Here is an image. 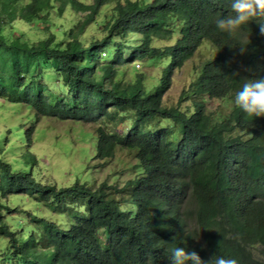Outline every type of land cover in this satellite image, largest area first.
Returning <instances> with one entry per match:
<instances>
[{"label":"trees","instance_id":"trees-1","mask_svg":"<svg viewBox=\"0 0 264 264\" xmlns=\"http://www.w3.org/2000/svg\"><path fill=\"white\" fill-rule=\"evenodd\" d=\"M111 1L0 0V98L28 103L34 121L99 116L93 122L96 156L107 161L125 151L132 159L101 184H80L77 177L57 189L35 180L34 154L9 161L8 138L0 139V197L34 196L59 218L64 209L86 207L70 212L75 221L67 230L61 220L26 214L40 228L37 239L35 229L26 231L6 199L0 200V264H171L174 247L205 261L217 255L264 264V117L247 116L233 102L245 78L264 77L258 25L246 26L249 39L243 41L217 29L215 20L231 13L230 0H126L101 27L102 39H86L88 27L99 24L100 8ZM67 6L87 15L63 41L64 28L51 13L61 16ZM18 17L57 26L60 34L50 31L32 43L12 38L13 30L4 33L2 23ZM129 31L141 42L125 55ZM111 50L103 68L97 59ZM193 58L177 105L164 103L173 70ZM137 61L161 66L159 77L134 69L131 81L118 78V64ZM43 68L62 80L59 86L41 83ZM147 79L158 84L149 88ZM49 87L67 88V101H48L53 94L42 91ZM117 124L129 127L118 134L112 131ZM33 127L22 132L24 140H31ZM18 161L21 168L14 165Z\"/></svg>","mask_w":264,"mask_h":264},{"label":"rangeland","instance_id":"rangeland-1","mask_svg":"<svg viewBox=\"0 0 264 264\" xmlns=\"http://www.w3.org/2000/svg\"><path fill=\"white\" fill-rule=\"evenodd\" d=\"M20 3L29 4L31 0H19ZM85 5L93 3V0H78ZM125 2L126 0H114L108 4L103 5L100 8L97 22L88 27L85 34L86 39H102L105 36L103 30H101L106 22L110 20L112 11L118 5V2ZM136 1V0H133ZM87 13L74 12L69 6L63 15L58 16L57 13H51V19L59 26L64 28L65 33L60 35V39L64 41L68 36V29H73L77 21L86 17ZM20 16V15H19ZM4 33L8 34L10 30L12 38L23 36L24 39L31 40L30 43L45 39L50 31L58 32V27H51L44 21H39L36 24H27L26 21L21 20L20 17L10 23H2ZM9 36V35H7ZM141 42L140 35L129 31L126 34V45L128 50H125V55H128L132 51L133 45H139ZM160 46L161 43L156 41L154 43ZM209 53L207 50H203ZM114 54V50L109 53H102L101 57L97 59L99 64L104 68L105 60L110 61L111 56ZM195 64V59L189 60V63L180 69H174L172 73V83L170 89L164 94V103L170 105H177L179 101V94L186 83L187 76L190 74V68ZM118 78L131 81L133 74L137 71H145L147 74L157 75L159 77L161 66L153 69L149 62L137 61L135 64L128 63L126 65L118 64ZM42 76L40 78L41 83L51 86L52 83L58 86L62 80L52 79L49 77L50 70L42 69ZM146 84L149 88L158 84L155 79H147ZM53 94L48 96V101L57 102L60 100H66L68 93L67 88H54L49 87L43 90L42 93ZM69 100V99H68ZM67 101V100H66ZM218 102L213 103V107H217ZM35 111L28 106L25 101H20L19 104H13L10 101L0 98V139L4 136L8 138V143L5 146V157L9 161L13 159H21L23 153H32L36 158V168L34 169L35 180L42 185L49 182H53L62 187L72 186L75 183L77 177H79V183L91 182L92 186L101 184L108 177L110 171H121L128 168V164L132 162L131 156L127 155L125 151H120L115 154L114 159L104 161L96 156V138L94 136L93 127L86 124L84 121H78L74 119L60 120L58 118H50L41 116L36 121L33 120L32 115ZM31 115V120L29 117ZM33 120V122H31ZM33 127L31 132V140L28 142L22 138L24 130ZM130 125V124H128ZM19 126V128H18ZM17 127V128H16ZM129 126L125 124H117L113 126L112 131L118 134H122L123 130ZM10 148V149H9ZM9 149V150H8ZM30 156V155H29ZM16 168H21V162L18 161L15 164ZM95 167V168H94ZM110 182L113 183V179L110 178ZM28 195V194H27ZM10 210H13L12 215L17 216V221L22 223L26 228V231H32L35 229V235L37 239H40L38 231L40 228L33 227L31 218H28L26 214L34 213L42 218H49L54 222L61 220L62 228L67 230L72 222L75 221L70 216V212H84L86 207L77 210L76 207L71 210H63V218H59L58 212L52 210L53 208H46L44 205L39 204L38 200L34 196L23 195H7L1 196L0 200L4 201ZM55 199H51L53 203H57ZM76 200L72 203L76 204ZM71 203V202H66ZM129 209V206H128ZM36 212V213H35ZM29 226V227H28ZM22 229V228H21ZM17 229V234H20V230ZM37 244H39L37 242ZM3 257V256H0ZM3 263V262H1ZM9 264V263H7Z\"/></svg>","mask_w":264,"mask_h":264},{"label":"clouds","instance_id":"clouds-1","mask_svg":"<svg viewBox=\"0 0 264 264\" xmlns=\"http://www.w3.org/2000/svg\"><path fill=\"white\" fill-rule=\"evenodd\" d=\"M230 8L231 13L227 17L222 16L215 20L217 29L226 33L233 39H240L243 41L249 39L245 30L246 26L254 21L258 25L260 34L264 36V0H230ZM240 51L241 54H243L244 49L241 48ZM245 70L250 71V69ZM234 76H239V73H234ZM233 102L234 105L241 109L247 116L255 118L264 117V77L256 79L245 78L242 88L236 92ZM83 116V121L91 125L95 133L96 128L93 122L94 119L99 118V116ZM51 184L55 185L57 189H63L62 186L53 182H51ZM174 239L175 237H173V240ZM170 257L171 264H237L235 259L217 255L205 261L197 252L186 251L183 247H174L170 249Z\"/></svg>","mask_w":264,"mask_h":264}]
</instances>
